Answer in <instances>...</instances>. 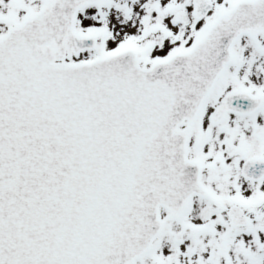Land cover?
I'll list each match as a JSON object with an SVG mask.
<instances>
[{
  "label": "snow or ice",
  "instance_id": "1",
  "mask_svg": "<svg viewBox=\"0 0 264 264\" xmlns=\"http://www.w3.org/2000/svg\"><path fill=\"white\" fill-rule=\"evenodd\" d=\"M0 264H264V0H0Z\"/></svg>",
  "mask_w": 264,
  "mask_h": 264
}]
</instances>
